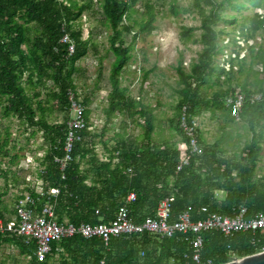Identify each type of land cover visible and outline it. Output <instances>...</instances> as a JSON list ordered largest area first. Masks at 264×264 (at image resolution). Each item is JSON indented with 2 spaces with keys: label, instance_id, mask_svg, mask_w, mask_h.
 <instances>
[{
  "label": "trees",
  "instance_id": "trees-1",
  "mask_svg": "<svg viewBox=\"0 0 264 264\" xmlns=\"http://www.w3.org/2000/svg\"><path fill=\"white\" fill-rule=\"evenodd\" d=\"M95 0H0V102L4 117H17L33 128L41 131L47 143L43 158L39 161L41 170L38 178L42 181V194L34 186L27 189L33 201L30 205L36 213L49 206L55 221L59 225L109 223L117 211L126 207L129 216L136 223L155 216L158 203L170 197L171 219L187 211L192 220H202L216 213L222 216H234L240 206L247 209V217L258 213L264 214V179H256L255 171L260 159V140L264 134V44L249 43L261 30L264 33V14L254 11L252 16H224L223 10L231 11L258 10L264 6V0H194V7L200 17L199 37L193 38V27L181 26L179 40L182 44H200L197 60L186 71L182 61L175 67L179 98L175 106V115L169 119L170 129L186 142L179 127L180 110L187 107L189 122L207 111L220 109L235 121L229 108L224 104V97L233 95L236 88L228 86L223 92H215L210 99L202 96L201 88L215 76L217 82L221 76L227 82L236 74L246 73L245 84L240 90L244 94L258 93L262 99L253 104L246 102L240 113V120L245 121L251 139L238 156L222 158L218 146L207 144L201 131L196 128L197 139L202 153L192 155L190 161L180 171L176 165L181 153L176 144L152 139L155 116L148 106L132 101L121 89L120 76L125 65L133 57L135 43L139 34L151 33L152 25L160 10L153 4L145 2V19H135L132 14L137 0H102L99 8ZM158 1V0H157ZM204 2L207 11L200 6ZM102 12V24L110 29V50L114 55L110 70L112 93L110 94L108 112L129 113L131 119L139 115L143 119V138L119 137L108 159L104 162L95 158L92 148L88 146L90 132H80L81 141L73 150V161L64 170L54 162L61 157L68 120V93L72 92L80 99L75 86L76 63L85 57L91 46L97 55L92 41L82 39L83 16H93L97 10ZM180 8L173 0L169 11L174 16ZM235 25L234 34L219 27V23ZM132 34L127 44L125 38ZM63 36H68L75 45V52L68 55L69 44L61 43ZM230 37L224 43L223 37ZM245 43L248 55L241 56ZM127 44V45H126ZM251 45V46H249ZM24 47V48H23ZM228 47L231 54L224 60L225 66L216 63V57ZM250 58L246 68V59ZM253 65H260L261 71L254 72ZM237 67V68H236ZM246 68V69H245ZM236 69V70H235ZM142 70V67L139 69ZM145 70L143 69V72ZM253 74V80L248 77ZM148 71L143 74L145 80ZM50 83V84H49ZM24 84L26 86H24ZM236 87V86H235ZM254 87L256 90H254ZM46 90L47 102L36 101L41 92L32 96L26 90ZM55 102L56 106L50 105ZM87 98L80 104L84 106L85 121L90 127L86 105ZM65 113L61 123H49L47 112L52 108ZM34 135V134H32ZM7 139L0 144V152L5 148ZM91 154L88 174L81 170L79 159ZM16 159V158H14ZM88 180L90 181L88 183ZM50 189H57L58 194L51 196ZM135 199L127 201L130 194ZM218 193H221L219 196ZM25 198L20 196V199ZM16 215V210L14 211ZM17 217V216H16ZM0 219L5 217L0 211ZM18 220L10 229L4 223L5 231L0 233V244L16 246L20 253L30 257L28 264H37L35 245L15 233ZM201 264H226L233 258H244L264 249V235L260 232L236 233L224 237L218 232H205L201 235ZM191 235L175 234L170 238L147 233L132 234L112 238L104 246L98 238L84 239L80 235L51 243V252L42 263L50 264L55 256L60 264H188L192 260Z\"/></svg>",
  "mask_w": 264,
  "mask_h": 264
},
{
  "label": "rangeland",
  "instance_id": "rangeland-1",
  "mask_svg": "<svg viewBox=\"0 0 264 264\" xmlns=\"http://www.w3.org/2000/svg\"><path fill=\"white\" fill-rule=\"evenodd\" d=\"M102 0H95L96 7ZM173 0H137L132 14L135 19H146L145 2L153 4L155 10H160V15L156 17L153 23L151 33L139 34L138 41L135 43L132 52L133 57L125 65L120 76L119 87H127L130 95L142 105L148 106L155 116L154 131L152 139L155 144L160 142H168L181 144V139L171 129L169 119L175 115V106L179 98L178 77L175 67L178 61H182V66L186 71L189 70L191 63L197 60V52H200L202 46L200 44L188 43L184 45L179 40V31L181 26L193 27V38L197 39L201 31L198 29L200 25V17L197 9L194 7V0H175L176 5L180 8H188L189 12H178L174 16L169 11V6ZM220 1V0H218ZM247 3V0H240ZM248 4V3H247ZM200 6L205 11L209 9L204 2ZM99 8V7H97ZM254 11L264 14V6L258 10L248 8L247 10L231 11L229 8L223 10L224 16L236 15L238 20L242 17L252 16ZM82 39L89 38V32L92 31V41L96 47L97 55L90 46L85 57L76 63L78 71L75 73V86L79 93V98L89 100L86 105L88 111V119L91 129L89 130L88 146L92 148L95 158L99 161L108 159L109 151L115 145L119 137H132L138 140L143 138V119L136 115L132 119L125 116V112L115 111L110 114L108 112L109 96L112 93V85L110 80V70L114 55L110 50L109 38L112 35L110 29H105L102 24V12L97 10L95 15L83 16ZM219 27L224 28L232 37L231 30L235 25L220 22ZM171 34L170 39L167 38ZM132 34L125 38L128 44L131 41ZM230 37H223L224 43L228 42ZM243 50L241 56H245L247 50L245 43L240 40ZM249 43L264 44V33L259 30L254 39ZM126 44V45H127ZM249 45V46H251ZM24 48V47H23ZM228 47L221 55L216 57V63L225 68L228 67L224 60L231 49ZM246 55V56H247ZM250 58L246 59V68L248 67ZM142 67V70H139ZM237 68V67H236ZM245 68V69H246ZM143 69L148 71L146 79H143ZM236 70V69H235ZM254 72H260V65H253ZM246 73L236 74L230 82L221 76L219 82L213 76L211 81L201 88L202 96L210 99L213 93L223 92L228 86H233L236 91H240L245 84ZM253 74L248 77V81L253 83ZM129 82H138L136 86L130 87ZM50 84V83H49ZM24 86H26L24 84ZM236 86V87H235ZM254 90L256 88L254 87ZM29 96L36 92H41L36 101H42L46 106L47 92L46 90H26ZM0 102V144L7 139L5 148L0 152V211L6 219L14 218V211L18 198L27 195L29 186L38 185V172L41 170L39 161L43 158L47 143L41 131L34 132L33 128H26V124L22 123L17 117H4L2 115L3 105ZM56 106L55 102L50 105ZM46 117L49 123H61L64 121L65 113L52 108L51 112H47ZM196 126L201 131L202 136L207 144L218 146L219 156L222 158H231L238 156L243 147L250 142L251 133L245 121L240 118L231 121L227 114L220 109L207 111L200 116L195 117ZM34 134V135H32ZM260 159L257 163L255 171L256 179H264V134L260 140ZM16 158V159H14ZM91 154L79 159L81 170L88 171L90 169ZM90 169V171H89ZM90 181L88 180V183ZM220 196L221 193H218ZM60 258L55 256L50 264H60ZM30 257L20 253L19 249L8 243L0 244V264H28Z\"/></svg>",
  "mask_w": 264,
  "mask_h": 264
},
{
  "label": "built area",
  "instance_id": "built-area-1",
  "mask_svg": "<svg viewBox=\"0 0 264 264\" xmlns=\"http://www.w3.org/2000/svg\"><path fill=\"white\" fill-rule=\"evenodd\" d=\"M61 43L69 44L68 55L75 52V45L68 36H63ZM68 120L65 133L64 144L61 157H55L54 162L58 164L60 170H64L73 161V150L77 142L81 141L80 132L91 127H87L85 121V108L80 104V99L72 92L68 93ZM262 99L261 94H244L235 91L233 95L224 97V104L229 108L232 116L239 118L241 110L246 102L251 104ZM179 127L186 138V142L181 141L178 150L181 153L180 161L176 165V171H180L190 161L192 155L202 153V147L198 143L196 133L195 118L189 122V115L186 106L180 110ZM39 179V178H38ZM34 185L37 193L42 194V181ZM48 194L55 196L57 189H50ZM20 199L16 204V218L18 220L16 229L12 230L21 237L31 241L35 245L34 256L36 263H42L51 252V243L61 241L80 235L84 239L98 238L104 246H108L112 238L120 236L147 233L159 237L170 238L175 234L191 235L190 242L192 249V260L188 264H201L200 251L202 249V233L218 232L224 237H230L236 233H256L264 235V214L258 213L251 218L247 217V209L240 206L236 214L232 217L222 216L216 213L208 215L202 220H192L187 211L181 212L173 220L171 219V200L170 197L162 199L156 208L155 216L146 218L141 223H136L128 214L126 207L120 208L115 217L109 223L81 224L73 226L71 224L59 225L54 218L52 208L44 207L38 214L30 207L33 205L29 194ZM135 199L132 193L127 197V201ZM8 229V228H7ZM5 231L3 220L0 219V233ZM264 251V249L262 250ZM260 251V252H262ZM238 258H233L231 261ZM230 261V262H231Z\"/></svg>",
  "mask_w": 264,
  "mask_h": 264
},
{
  "label": "water",
  "instance_id": "water-1",
  "mask_svg": "<svg viewBox=\"0 0 264 264\" xmlns=\"http://www.w3.org/2000/svg\"><path fill=\"white\" fill-rule=\"evenodd\" d=\"M226 264H264V251L246 256L244 258L234 259Z\"/></svg>",
  "mask_w": 264,
  "mask_h": 264
},
{
  "label": "crops",
  "instance_id": "crops-1",
  "mask_svg": "<svg viewBox=\"0 0 264 264\" xmlns=\"http://www.w3.org/2000/svg\"><path fill=\"white\" fill-rule=\"evenodd\" d=\"M138 83V82H137ZM136 82H129V84H130V87L132 86V87H134V86H136V84H137ZM128 87V86H127ZM126 87V94L127 95H129L131 98H132V101L133 100H135V98H133L130 94V91H129V89ZM125 87H122V89H124ZM130 93V94H129ZM136 101V100H135ZM126 113V112H125ZM125 116L127 117V118H130L131 119V117H130V115H129V113H126L125 114ZM134 116H136V115H134ZM133 116V117H134ZM27 192V194H29L28 193V191H26ZM14 218H10V219H6L5 218V221L3 220V223H5L6 225H7V228L8 229H10L12 226H13V224H14V222L16 221V215L15 216H13Z\"/></svg>",
  "mask_w": 264,
  "mask_h": 264
},
{
  "label": "clouds",
  "instance_id": "clouds-1",
  "mask_svg": "<svg viewBox=\"0 0 264 264\" xmlns=\"http://www.w3.org/2000/svg\"><path fill=\"white\" fill-rule=\"evenodd\" d=\"M170 38H171V34H169L167 38H162L161 42L164 43L165 39H170Z\"/></svg>",
  "mask_w": 264,
  "mask_h": 264
}]
</instances>
